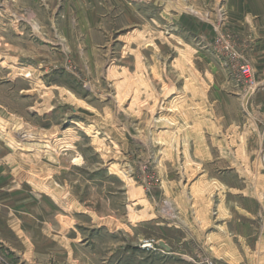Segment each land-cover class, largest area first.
I'll list each match as a JSON object with an SVG mask.
<instances>
[{"label":"rangeland","instance_id":"1","mask_svg":"<svg viewBox=\"0 0 264 264\" xmlns=\"http://www.w3.org/2000/svg\"><path fill=\"white\" fill-rule=\"evenodd\" d=\"M234 26L231 0H0V264H264V187L230 218L216 193L264 182Z\"/></svg>","mask_w":264,"mask_h":264},{"label":"crops","instance_id":"2","mask_svg":"<svg viewBox=\"0 0 264 264\" xmlns=\"http://www.w3.org/2000/svg\"><path fill=\"white\" fill-rule=\"evenodd\" d=\"M231 22L235 24V28H238L240 32H243L244 36L246 33L249 32L250 37L254 36L255 48L257 51L263 53L264 58V0H231ZM233 29V28H232ZM248 31V32H247ZM252 42V41H251ZM264 141V136H260V138L253 135L249 137L247 142V149L248 154L256 155L257 150L259 149L260 145ZM260 171V170H259ZM222 185L226 188H223L225 191L223 192V197L219 196V187L217 188V195H218V206H224L225 210H227V214H223V217L226 215L230 218L231 217V193L242 195L241 197H245L246 190L250 192L257 191V189L261 188L260 186L264 187V182L262 181H252L247 182L245 186L241 187H231L229 184ZM260 185V186H259ZM235 192H231V190ZM254 197V196H253ZM253 197L244 199V206L237 205V207L246 206V218L248 217L249 220H253L259 214V203ZM237 199V198H236ZM239 211V209H238ZM244 211V210H243ZM230 216H229V215ZM239 220V219H237ZM229 220L228 222H230ZM229 224V223H228ZM231 228L230 226L228 227ZM245 229V227H243ZM248 228V226H246ZM231 230V229H230ZM250 230H252L250 228ZM244 235H246L244 233ZM248 236V235H247Z\"/></svg>","mask_w":264,"mask_h":264},{"label":"water","instance_id":"3","mask_svg":"<svg viewBox=\"0 0 264 264\" xmlns=\"http://www.w3.org/2000/svg\"><path fill=\"white\" fill-rule=\"evenodd\" d=\"M160 245L162 246V247H165V248H167L168 250L171 248L169 245H167L164 241H161L160 242Z\"/></svg>","mask_w":264,"mask_h":264},{"label":"built area","instance_id":"4","mask_svg":"<svg viewBox=\"0 0 264 264\" xmlns=\"http://www.w3.org/2000/svg\"><path fill=\"white\" fill-rule=\"evenodd\" d=\"M245 72H250V68L249 67L245 68Z\"/></svg>","mask_w":264,"mask_h":264}]
</instances>
